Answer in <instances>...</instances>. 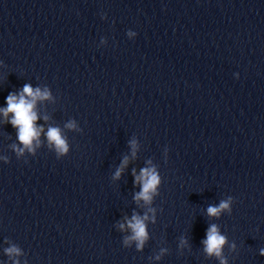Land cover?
<instances>
[{"label": "clouds", "instance_id": "1", "mask_svg": "<svg viewBox=\"0 0 264 264\" xmlns=\"http://www.w3.org/2000/svg\"><path fill=\"white\" fill-rule=\"evenodd\" d=\"M129 37L137 35L136 32L129 30L127 32ZM51 97L48 88L41 90L39 87L33 88L30 84H25L22 91L19 94L10 93L6 98V108L0 109L6 122L10 123L17 129V138L23 147H17L12 145L17 156H22L27 150L29 153H35V148L39 147V137L44 131L42 126H38L36 121L38 120V113L36 111L37 101H43ZM11 114V118L9 116ZM47 117H45V120ZM66 128L70 130L80 131L75 120L69 121ZM46 137L50 147H53L57 159L65 157L69 154L70 145L67 142V137L62 133V130L58 127H49L46 132ZM132 149V156L136 155V141L129 142ZM5 162L7 158L5 157ZM129 163L128 157H124L121 161L120 167H118L114 173L113 179L118 180L121 177L124 169ZM150 166L140 169L139 174H136L133 169L134 183L139 186L140 191L135 193L134 200L139 205L143 201L144 205H152L154 197L160 195V188L162 185V177L154 165H151V161L147 162ZM233 197L229 196L227 199H223L218 205H209L207 207V215L210 218H219L222 213H232ZM155 211L153 207H148L143 216L133 213L131 218L125 217L126 223L118 224V228L121 231L130 230L131 234L125 236L124 245L127 247L132 242L136 243V248L142 249L146 240L148 239L147 224L146 222L151 220L155 222ZM152 213V216H149ZM187 243L186 240H181V246ZM204 245V251L208 256H215L219 259L220 264H228L227 259L223 255V249L228 243L227 236L222 234L217 224H210L206 231V238L202 241ZM235 248V245H231ZM6 253L9 257L20 255V249L16 246L7 248ZM164 251V250H162ZM260 255L264 256V248L260 249ZM160 257L157 256L156 259ZM14 264H20L19 260L14 261Z\"/></svg>", "mask_w": 264, "mask_h": 264}]
</instances>
